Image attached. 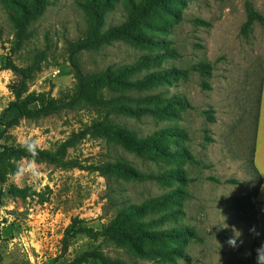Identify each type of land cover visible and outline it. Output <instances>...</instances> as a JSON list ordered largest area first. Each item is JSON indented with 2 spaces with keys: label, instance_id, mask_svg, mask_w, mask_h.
<instances>
[{
  "label": "rangeland",
  "instance_id": "rangeland-1",
  "mask_svg": "<svg viewBox=\"0 0 264 264\" xmlns=\"http://www.w3.org/2000/svg\"><path fill=\"white\" fill-rule=\"evenodd\" d=\"M83 1L45 0L17 49L7 15L10 2L0 0V116L17 93L20 98L44 94L63 105L49 116L14 114L9 125L0 123V145L21 146L30 137L56 157L36 160L38 180L27 171L23 176L14 172L0 184V264H71L97 244L129 264H255L253 247L264 242V205L254 199L249 153L264 77V26L253 22L244 32L242 25L247 3L264 15V0H161L128 34L74 55L85 80L107 71L115 79L89 88L87 101L71 103L77 78L68 45L87 37ZM130 8L131 0H108L102 30L121 22ZM9 61L29 69L27 76L13 72ZM198 62L210 66L209 90L201 87L205 77L193 69ZM167 69L176 71L145 77ZM122 97H131L133 106L166 108V114L116 116L100 102ZM167 97H178L186 106L167 103ZM205 109H211L214 121L207 120ZM107 118L138 137L172 127L177 136L169 138V147L188 152L194 161L160 156L150 148L135 153L98 132L97 124ZM157 143L165 145L164 139ZM28 159L15 161L17 169ZM118 162L136 177L110 173L106 166ZM172 168L182 172L185 184L147 177ZM11 185L33 194L13 196ZM171 189L177 190L173 202L152 214L169 211L174 218L164 226L189 228L188 236L167 243L180 248L181 255L168 260L148 251L138 254L99 234L123 203H142ZM74 217L98 234H77L66 241L65 230ZM233 229L241 233L235 248L226 243Z\"/></svg>",
  "mask_w": 264,
  "mask_h": 264
},
{
  "label": "trees",
  "instance_id": "trees-1",
  "mask_svg": "<svg viewBox=\"0 0 264 264\" xmlns=\"http://www.w3.org/2000/svg\"><path fill=\"white\" fill-rule=\"evenodd\" d=\"M10 4L6 5L7 15L12 21L16 31V48L20 49L28 36V27L33 21L41 14L45 0H8ZM161 0H131V8L126 14L125 18L116 24H112L102 30L103 19L102 10L107 6L108 0H84L81 2V6L85 9L87 15V37L78 41L70 43L69 46V60L75 71L77 78V86L71 103L79 101H87L91 98L90 89L96 87L98 82L106 81L110 84L115 79L114 73L107 71L100 77L93 79H86L79 69L77 63L74 62V55L84 49L97 46L103 42H107L111 39L121 37L128 34L137 24L141 22L145 14ZM246 20L242 25V30L245 32L249 30L253 22H259L264 26V15L259 13L251 3H247L246 8ZM9 68L22 77L27 76L29 69L19 67L12 61L8 63ZM193 69L201 73L205 78L201 81V87L205 90H209L210 84L206 77L210 75V66L207 62H198L193 64ZM176 69H167L161 73L152 72L147 74L146 79H157L161 76L167 77L173 74ZM116 83H119L116 81ZM101 84V83H100ZM99 84V86H100ZM90 88V89H89ZM261 82L257 95L256 112L253 125V137L249 153V164L256 177V186L253 192L255 194L258 185L260 183V177L253 168V154L254 144L257 130V117L258 107L260 102ZM158 98L162 100L159 96ZM131 97H122L118 100H106L101 103L108 106L109 110L116 116H133L139 117L142 112L152 113L159 117L162 114H166V108L163 107H146V106H133L128 103ZM167 103L172 105H185L178 97H167ZM63 108V105L52 97H47L44 94H27L25 97L20 98L18 93L15 100L11 101L9 105L3 110L0 116V123L4 126L9 125L13 115H20L25 118H37L49 116L57 113ZM109 116L110 112H106ZM203 114L207 120L214 121L215 117L212 114L211 109H205ZM100 121L97 124L98 132L107 136L109 139L121 143L124 147L135 153L141 154L146 148L153 151H157L160 156L165 157H181L188 161H194L191 154L179 149H171L169 147V138L177 136L174 133L172 127H163L157 131L147 135L145 137H138L136 134L128 129L126 126L110 121L106 119L105 124ZM164 139L165 145L158 144L157 142ZM27 157L28 154L23 150L21 146H11L2 144L0 145V184H3L8 175L16 172L17 165L15 161L20 158ZM56 159L55 154L46 149L38 148V156L36 160L54 161ZM110 173L120 174L125 176L136 177V174L132 169L126 167L123 163H110L107 166ZM176 168L168 169L160 174H149L147 177L158 179L159 181H178L180 184H185L186 177L182 172ZM164 183V184H165ZM8 192L13 196L25 197L33 194V191L27 188H20L15 185H11ZM177 193V190L171 189L161 195L153 196L145 199L142 203H123L122 206L116 208L113 217L110 222L99 233L104 238L109 239L120 245H128L132 247L136 253L141 254L146 251L158 255V257L171 259L172 255H181V249L175 245H168L170 241L179 240L181 237L188 236V227L186 226H164L165 223L170 222L174 217L170 216L169 211L161 214L153 215L152 212L158 211V208H168L173 201V198ZM0 190V202H1ZM263 204L262 202H259ZM168 210V209H167ZM82 219L74 217L70 225L65 230V240L69 241L71 238L77 236V234H84L86 236H96L98 232L93 231L91 228L82 225ZM144 241L148 243H143ZM159 242L161 245L153 244ZM100 245H94L77 255L71 264H129L119 258L111 257L103 252L99 247ZM253 247L252 258L255 260V249ZM173 264V263H172Z\"/></svg>",
  "mask_w": 264,
  "mask_h": 264
},
{
  "label": "clouds",
  "instance_id": "clouds-1",
  "mask_svg": "<svg viewBox=\"0 0 264 264\" xmlns=\"http://www.w3.org/2000/svg\"><path fill=\"white\" fill-rule=\"evenodd\" d=\"M21 147L28 154L29 159L27 165L25 167L18 168L15 175L23 176L25 174V171H27V173L30 174L33 179L38 180L40 177V172L35 166L36 158L38 156V146L36 140L30 137H25L21 141ZM249 231L255 236L260 235V233L257 232L255 228H250ZM240 235L241 233L238 230L233 229L232 237L226 241L228 246L235 248L237 246V241ZM255 264H264V242H262L260 246L255 249Z\"/></svg>",
  "mask_w": 264,
  "mask_h": 264
},
{
  "label": "crops",
  "instance_id": "crops-1",
  "mask_svg": "<svg viewBox=\"0 0 264 264\" xmlns=\"http://www.w3.org/2000/svg\"><path fill=\"white\" fill-rule=\"evenodd\" d=\"M253 168L260 177V183L254 194V199L258 202L264 203V77L261 81L257 130L253 154Z\"/></svg>",
  "mask_w": 264,
  "mask_h": 264
}]
</instances>
